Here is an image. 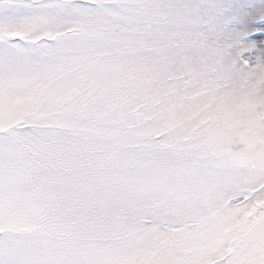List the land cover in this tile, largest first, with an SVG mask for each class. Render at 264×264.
<instances>
[{"label":"snow or ice","instance_id":"6c2138e0","mask_svg":"<svg viewBox=\"0 0 264 264\" xmlns=\"http://www.w3.org/2000/svg\"><path fill=\"white\" fill-rule=\"evenodd\" d=\"M0 264H264V0H0Z\"/></svg>","mask_w":264,"mask_h":264}]
</instances>
